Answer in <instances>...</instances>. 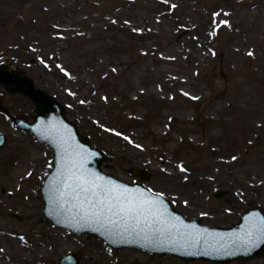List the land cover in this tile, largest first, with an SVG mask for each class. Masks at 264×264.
<instances>
[{"label":"rangeland","instance_id":"obj_1","mask_svg":"<svg viewBox=\"0 0 264 264\" xmlns=\"http://www.w3.org/2000/svg\"><path fill=\"white\" fill-rule=\"evenodd\" d=\"M0 62L64 105L108 155L104 171L186 218L228 227L264 209V0H0ZM0 107L36 113L1 84ZM0 132V264H60L67 251L80 264H264L115 249L54 226L39 193L51 148L1 112Z\"/></svg>","mask_w":264,"mask_h":264},{"label":"water","instance_id":"obj_2","mask_svg":"<svg viewBox=\"0 0 264 264\" xmlns=\"http://www.w3.org/2000/svg\"><path fill=\"white\" fill-rule=\"evenodd\" d=\"M0 84L12 93H23L35 104L34 120L16 116V126L27 129L41 142L47 143L53 150V166L43 180L39 191L44 202L42 213L56 226L64 227L72 233L96 235L115 248L139 247L152 253L172 254L182 259H204L215 262H228L240 258H253L264 255V211L258 206H250L240 215V221L232 227H210L196 219H186L176 210L169 200L153 192L142 183H128L100 169L102 161L108 156L95 147L88 137L83 138L76 125L65 115L62 104L45 89L36 87L33 80L20 70H9L0 63ZM8 115V112L2 110ZM6 143V136L0 133V148ZM75 160L77 167L90 177H99L101 183L126 187L133 193H143L149 199H156L161 219L175 225L171 231L157 233L159 224L121 219L105 213L97 217L89 209L86 215L81 207L83 195L79 199L65 190L69 160ZM131 172L147 179L148 172L139 167H131ZM217 189L215 195L222 196ZM86 206V202H85ZM192 233L200 243L195 244L186 237ZM248 233H252L248 242ZM62 264H79L77 255L69 252L61 257Z\"/></svg>","mask_w":264,"mask_h":264},{"label":"snow or ice","instance_id":"obj_3","mask_svg":"<svg viewBox=\"0 0 264 264\" xmlns=\"http://www.w3.org/2000/svg\"><path fill=\"white\" fill-rule=\"evenodd\" d=\"M68 172L64 187L71 192H61L65 194H75L79 199L83 195L81 207L87 215L89 209L92 214L100 217L105 213L111 216H119L121 219L135 221L137 225L141 221L150 224H159L155 231H171L175 225L168 224L161 219L159 205L156 199H149L143 193H133L126 187L116 185H107L100 182L99 177H90L83 173L78 167L75 160L70 159L68 162ZM86 202V206H85ZM186 237L195 244L200 243L192 233H186ZM252 233H248V242H251Z\"/></svg>","mask_w":264,"mask_h":264}]
</instances>
